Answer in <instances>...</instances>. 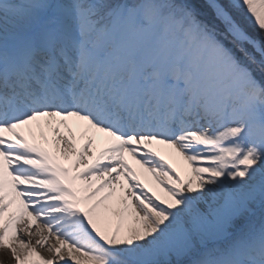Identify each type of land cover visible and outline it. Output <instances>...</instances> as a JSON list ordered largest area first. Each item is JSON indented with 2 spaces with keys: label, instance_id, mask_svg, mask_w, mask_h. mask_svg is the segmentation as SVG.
Masks as SVG:
<instances>
[{
  "label": "snow or ice",
  "instance_id": "snow-or-ice-1",
  "mask_svg": "<svg viewBox=\"0 0 264 264\" xmlns=\"http://www.w3.org/2000/svg\"><path fill=\"white\" fill-rule=\"evenodd\" d=\"M0 249L264 264V0H0Z\"/></svg>",
  "mask_w": 264,
  "mask_h": 264
},
{
  "label": "bare ground",
  "instance_id": "bare-ground-1",
  "mask_svg": "<svg viewBox=\"0 0 264 264\" xmlns=\"http://www.w3.org/2000/svg\"><path fill=\"white\" fill-rule=\"evenodd\" d=\"M77 132L79 133V129H77ZM25 134H27V133H25ZM102 136H103V134H99V133L97 134V143H96L95 148H94V150H96V151H98L100 149V147H102V139H101ZM158 148L160 149L162 155H165L166 158H169L171 160V162L174 164V166H176L181 171H183V162L181 160H179V158L170 156L168 150L164 149L163 146H158ZM127 159L129 160L130 163L133 164V166H135L137 168L139 167L138 165L135 164V161L132 160L131 157H127ZM157 190L159 191V189H157ZM20 227L23 228L24 226L21 225ZM33 231H35V229H33ZM25 238H28V237L25 236ZM30 238H31L33 244H35V241L37 239H39L38 236H32ZM50 243H55V241L52 240V241H50ZM36 247H37V251L40 252V254L42 256H44V258H46V259L52 258L53 254L47 250V246L40 247L39 245H37Z\"/></svg>",
  "mask_w": 264,
  "mask_h": 264
},
{
  "label": "rangeland",
  "instance_id": "rangeland-1",
  "mask_svg": "<svg viewBox=\"0 0 264 264\" xmlns=\"http://www.w3.org/2000/svg\"><path fill=\"white\" fill-rule=\"evenodd\" d=\"M0 264H4L3 262H0Z\"/></svg>",
  "mask_w": 264,
  "mask_h": 264
}]
</instances>
